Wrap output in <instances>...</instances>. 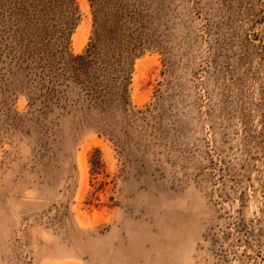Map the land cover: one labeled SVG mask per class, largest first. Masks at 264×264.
<instances>
[{"label": "rangeland", "instance_id": "1", "mask_svg": "<svg viewBox=\"0 0 264 264\" xmlns=\"http://www.w3.org/2000/svg\"><path fill=\"white\" fill-rule=\"evenodd\" d=\"M0 264H264V0H0Z\"/></svg>", "mask_w": 264, "mask_h": 264}, {"label": "trees", "instance_id": "2", "mask_svg": "<svg viewBox=\"0 0 264 264\" xmlns=\"http://www.w3.org/2000/svg\"><path fill=\"white\" fill-rule=\"evenodd\" d=\"M95 35L98 37V31H95ZM100 38H96L93 40V43L89 44L88 48L86 49L85 53L83 54H78V55H73V53L69 54H63V60L64 62H68L69 59H80L81 64H85V62H90L92 61L96 55L98 54V41ZM107 63V61H106ZM82 67V66H81Z\"/></svg>", "mask_w": 264, "mask_h": 264}]
</instances>
